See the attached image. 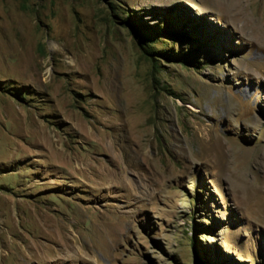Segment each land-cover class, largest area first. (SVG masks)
<instances>
[{
	"label": "rangeland",
	"instance_id": "1",
	"mask_svg": "<svg viewBox=\"0 0 264 264\" xmlns=\"http://www.w3.org/2000/svg\"><path fill=\"white\" fill-rule=\"evenodd\" d=\"M263 201L264 0H0V264H264Z\"/></svg>",
	"mask_w": 264,
	"mask_h": 264
},
{
	"label": "bare ground",
	"instance_id": "2",
	"mask_svg": "<svg viewBox=\"0 0 264 264\" xmlns=\"http://www.w3.org/2000/svg\"><path fill=\"white\" fill-rule=\"evenodd\" d=\"M30 62V61H29ZM27 63V62H26ZM103 140V139H102ZM212 146L214 147V149H218L217 150V152L219 151V152H221L222 151V148H223V144L221 143V142H219L218 140H215V141H213V143H212ZM109 150V149H108ZM223 153V152H222ZM258 202V201H257ZM260 202H262V200L260 201ZM264 202V201H263ZM257 204V203H256ZM258 205H259V203H258ZM256 207V206H255ZM258 207V206H257ZM43 216V215H42ZM42 218V217H41Z\"/></svg>",
	"mask_w": 264,
	"mask_h": 264
}]
</instances>
